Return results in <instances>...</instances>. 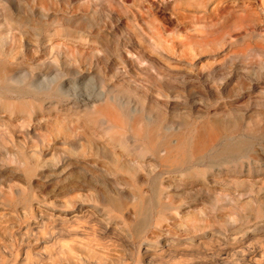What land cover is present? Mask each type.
I'll list each match as a JSON object with an SVG mask.
<instances>
[{
	"label": "clouds",
	"instance_id": "clouds-1",
	"mask_svg": "<svg viewBox=\"0 0 264 264\" xmlns=\"http://www.w3.org/2000/svg\"><path fill=\"white\" fill-rule=\"evenodd\" d=\"M0 264H264V0H0Z\"/></svg>",
	"mask_w": 264,
	"mask_h": 264
}]
</instances>
